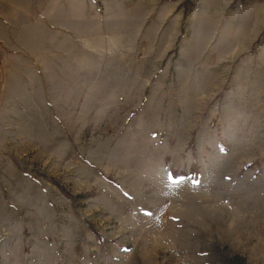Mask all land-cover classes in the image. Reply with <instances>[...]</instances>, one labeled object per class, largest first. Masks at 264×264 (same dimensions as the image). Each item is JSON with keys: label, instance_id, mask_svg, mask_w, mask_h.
Masks as SVG:
<instances>
[{"label": "rangeland", "instance_id": "obj_1", "mask_svg": "<svg viewBox=\"0 0 264 264\" xmlns=\"http://www.w3.org/2000/svg\"><path fill=\"white\" fill-rule=\"evenodd\" d=\"M0 264H264V0H0Z\"/></svg>", "mask_w": 264, "mask_h": 264}, {"label": "trees", "instance_id": "obj_2", "mask_svg": "<svg viewBox=\"0 0 264 264\" xmlns=\"http://www.w3.org/2000/svg\"><path fill=\"white\" fill-rule=\"evenodd\" d=\"M185 175H186V173H177V172H175V173L173 174V177H174L175 179H181V178H183Z\"/></svg>", "mask_w": 264, "mask_h": 264}]
</instances>
